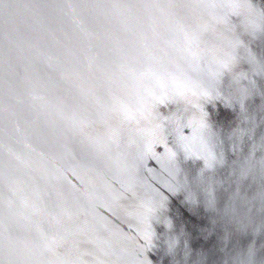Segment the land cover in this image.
I'll use <instances>...</instances> for the list:
<instances>
[{"label": "water", "instance_id": "1", "mask_svg": "<svg viewBox=\"0 0 264 264\" xmlns=\"http://www.w3.org/2000/svg\"><path fill=\"white\" fill-rule=\"evenodd\" d=\"M0 264H264V0H0Z\"/></svg>", "mask_w": 264, "mask_h": 264}]
</instances>
